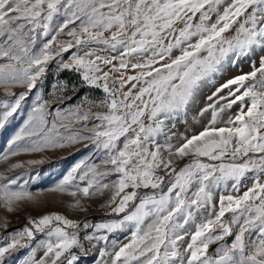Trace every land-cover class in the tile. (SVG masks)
I'll list each match as a JSON object with an SVG mask.
<instances>
[{
    "label": "snow or ice",
    "instance_id": "obj_1",
    "mask_svg": "<svg viewBox=\"0 0 264 264\" xmlns=\"http://www.w3.org/2000/svg\"><path fill=\"white\" fill-rule=\"evenodd\" d=\"M61 35L70 39H57ZM72 48L83 54L73 53L59 67L80 73L105 98H84L53 116L50 102L37 94L0 160L89 141L100 165L88 163L91 156L79 161L50 191L74 197L108 192L104 207L124 216L82 225L57 213L29 217L28 225L0 242V264L29 248L38 233L46 238L21 264H78L73 250L87 254L82 239L105 243L97 264H264V0H0V90L17 97L14 87L27 89L14 102L0 100V128L41 81L49 61ZM232 68L239 74L225 80ZM217 79L223 82L198 113L209 116L202 130L179 144L171 136L160 144L165 121L186 115ZM54 88L65 94L52 104L72 98L67 84ZM23 167L17 162L7 171ZM20 180L0 172V202L9 212L36 198ZM229 182L232 191L214 201L213 190H227ZM71 206L83 207L79 200ZM232 225L239 226L232 243L209 254L210 244L233 234ZM127 226L134 229L129 241H112L111 250L108 235L95 234ZM0 227L6 229L7 221ZM81 228L94 233L81 238Z\"/></svg>",
    "mask_w": 264,
    "mask_h": 264
},
{
    "label": "rangeland",
    "instance_id": "obj_2",
    "mask_svg": "<svg viewBox=\"0 0 264 264\" xmlns=\"http://www.w3.org/2000/svg\"><path fill=\"white\" fill-rule=\"evenodd\" d=\"M63 18L61 17V20ZM78 24V22H77ZM73 27V25H69V28ZM50 38V37H48ZM48 38H41L42 40H46ZM59 40H67L70 37L66 35L58 36ZM94 47H102V46H94ZM84 50L78 48H72L68 52L62 53L60 56H56L54 59L49 61L46 69L45 75L42 77L41 81H38L37 86L28 93L25 99L21 102L20 108L17 112L9 118V121L5 124L3 128H0V156L3 155L4 151L8 147V142L12 139V137L19 131V129L23 126L24 121L27 119L29 112H31L32 108L36 101L37 94H40L44 100H48L51 105L52 115H55L56 109H71L79 104L84 98L89 100H94L99 102L101 99L105 98L106 94L102 89H97L95 87L87 85L82 80V76L80 73L69 70V69H61L59 67L61 61L69 62L71 60L73 53L83 54ZM106 53H101V55H105ZM259 54H257L256 59L258 61ZM250 61L245 60L241 67L245 72L250 71L249 67ZM108 69L105 68V71ZM129 75L134 74L133 72H128ZM239 74V69L232 68L227 71L224 75V79H228L233 75ZM223 80L217 79V83L215 86L207 85L201 91V93L197 96L196 101L193 105L190 106L186 115H181L176 117L174 120H166L165 121V132L157 137V140L160 144H165L168 136H171V143L179 144L182 142V136L184 135H192L194 132H199L202 130L204 124L207 123L209 116L206 114L203 117L198 115L199 110L204 107L207 103V96L211 95L213 91H215V87L219 86ZM67 84L68 89L66 94L71 96V99L64 100L63 103H55L52 104V100L54 97L62 96L65 93L62 91H58L54 86H61ZM110 87L112 86V81H109ZM75 86L76 91L73 92L72 88ZM116 87H119V83L117 82ZM125 87V91L127 90ZM86 90V93L83 95H78V90ZM13 91L17 93V97L19 93L27 91L26 88L17 86L13 88ZM17 97H5L2 90H0V100L8 99L9 102H14ZM103 111L104 109H94V111ZM237 109L234 106L231 110L235 112ZM3 109L0 108V112ZM67 121H65L66 123ZM59 123V122H58ZM89 127L92 125L89 124ZM85 144H88V147H85ZM165 155H167L165 153ZM91 156V159H87ZM88 163H96L100 165V154L95 151V149L91 146L89 141H82L78 144L71 145L65 148H54V149H45L42 152H33V153H21L19 156L10 157L8 161L0 160V172L5 173L8 176L15 177L17 175L21 176V180L18 182L19 184H24V187L30 191L34 197V200L31 201H22L18 203L15 211L9 212L4 206L3 203L0 202V224L4 221H7L8 227L5 229L0 227V242H3L4 237L8 236L10 233L22 230L26 225H28V218H39L45 214L57 213L64 215L67 219H71L83 224V222L88 221L92 224L100 223L109 220H119L122 219L124 213L119 215L112 214L110 209L104 207L107 200L109 199L110 193L105 192L104 195H96L91 197H84L82 194H77L75 197L70 195L68 192H54L50 191V189L54 188L59 182L63 179V177L67 174V172L79 161L86 160ZM29 160H41L42 163L38 164H28ZM17 162H23V168H17L11 172H8V167ZM188 162V159L178 161L179 166H183ZM207 162V161H206ZM218 163V162H217ZM251 175V174H249ZM115 177H109V179H114ZM25 181L27 183H25ZM76 183H80L81 186H84L83 182L76 181ZM245 183L250 186L252 181L247 180ZM231 182H229V188L227 190L224 189L223 185L221 187L213 190V198L214 201H218L219 196L221 194L227 195L231 190ZM13 188H17V186H13ZM194 190V189H193ZM246 190L242 188L241 191ZM141 194L145 191L150 190H140ZM76 200L80 201V204L83 206L82 208L72 207ZM131 210V203L129 209ZM231 216V213H227L225 216V220H228ZM200 217H198V222L200 221ZM233 234L225 237L223 241H218L216 243L209 245V254H214L215 249L220 246V244L227 243L231 244L235 238L236 232L239 230L238 225H232ZM134 229L131 226H127L122 230H117L112 233H105L103 231L96 232V235L107 234L109 239L107 243L108 250L112 248V241H116L118 244L127 243L131 237V233ZM194 230V228L192 229ZM68 231H72L68 229ZM219 229H217V232ZM93 234L94 229L88 228L80 230V237L83 238L85 234ZM46 237L42 233H38L36 235V239L31 241V245L29 248H22L19 251L13 253L10 257H8L5 261V264H21V261L28 255L31 251V248L36 247L38 241L45 239ZM252 238H255L253 234ZM190 240V237H185V243ZM82 243L84 244L85 249L87 250V254H83L79 249H74L73 251L79 256L78 264H97V261L101 259L100 250L105 248L106 245L103 241H87L82 239ZM42 250H38L37 257L42 255Z\"/></svg>",
    "mask_w": 264,
    "mask_h": 264
},
{
    "label": "trees",
    "instance_id": "obj_3",
    "mask_svg": "<svg viewBox=\"0 0 264 264\" xmlns=\"http://www.w3.org/2000/svg\"><path fill=\"white\" fill-rule=\"evenodd\" d=\"M77 92H78V95H83L86 93V90L83 91V89H82V90H78Z\"/></svg>",
    "mask_w": 264,
    "mask_h": 264
}]
</instances>
